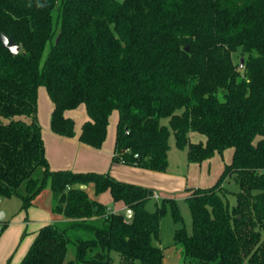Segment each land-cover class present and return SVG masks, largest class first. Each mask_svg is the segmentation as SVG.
<instances>
[{
  "label": "trees",
  "instance_id": "16d2710c",
  "mask_svg": "<svg viewBox=\"0 0 264 264\" xmlns=\"http://www.w3.org/2000/svg\"><path fill=\"white\" fill-rule=\"evenodd\" d=\"M2 32L21 50L0 40V196H19L27 210L50 185L52 209L64 216L39 228L19 264H112V252L120 264H164L168 205L181 224L174 240L197 264H264V0H0ZM40 86L58 134L75 135L65 111L85 106L79 139L94 147L118 111L114 161L165 171L172 135L189 162L233 147L218 181L186 197L191 230L175 198L148 208L153 188L108 172L52 170ZM230 178L239 185L233 204L222 194ZM89 183L132 214L90 196L81 187Z\"/></svg>",
  "mask_w": 264,
  "mask_h": 264
},
{
  "label": "rangeland",
  "instance_id": "374dc122",
  "mask_svg": "<svg viewBox=\"0 0 264 264\" xmlns=\"http://www.w3.org/2000/svg\"><path fill=\"white\" fill-rule=\"evenodd\" d=\"M241 58L244 59L240 52L233 54V59L236 63H241ZM244 62L241 67L244 66ZM46 94L48 95L46 87L41 86L38 90V115L40 114V112L47 111V99L50 98ZM84 109L85 106L83 104L76 108L77 111L81 110V112L86 111V109ZM83 113L84 112H82V114ZM117 117L118 112L115 110L111 115L109 122V131H112L114 136L116 134ZM79 120L80 119L77 118V121ZM197 135L202 137L204 140L206 139V136L204 134L197 133ZM170 144V159L168 164L169 168L167 167L165 171H158L157 173L169 171L168 173L179 175L176 176V178H160L157 176L147 175L143 171L149 169L140 166L124 164L123 162L120 163L126 167L128 166L133 168H129L127 171L122 170L119 175L122 178V181L131 182L143 186H147V184L149 183L152 184L149 187L159 192V202H161L162 199L166 197L175 198L178 203L179 210L183 216L184 224L189 230H191L192 216L186 201V197L190 194V189L193 188V186L207 187L216 183L225 167V164L230 163L232 161L233 147H228L222 153H216L208 160L199 163L189 162L187 160L186 149H182L176 146L175 138L173 135L170 138ZM43 171V167L39 166L34 172V175L38 178H42ZM150 171L154 172L156 170L150 169ZM135 181H138V183H136ZM24 190L25 184H22V186L20 187V191L24 192ZM86 190L90 196H96L95 187L93 183H89L88 185H86ZM237 190H239V185L234 178H230L229 180L226 179L222 184L223 197L228 199L231 204L235 203V192ZM105 193L109 195V191H106ZM155 200V198H152L148 202L147 205L149 209H155V202H157V200ZM37 201L38 205L40 206H54L55 198L53 196L50 185H47L45 188H43L40 196L37 198ZM108 202V205H113V200H110ZM20 206L21 199L19 196H0V210H3L6 213L5 220H7L8 222L11 221L18 213L22 212ZM51 213L53 215L52 220L56 221L59 218V214L53 211V209H51ZM180 225V223L174 221L171 208L168 205L167 211L162 216L160 221V242L165 252V263L167 264L168 262H175V264H197V260L195 258L185 256L182 246L176 243L174 240L175 229L178 228ZM13 228L15 229V226ZM70 249H72V247H70ZM72 256L73 253L72 250H70L69 257ZM112 259V264H120V257L117 252H112ZM9 264H11V262Z\"/></svg>",
  "mask_w": 264,
  "mask_h": 264
},
{
  "label": "crops",
  "instance_id": "0c3cea01",
  "mask_svg": "<svg viewBox=\"0 0 264 264\" xmlns=\"http://www.w3.org/2000/svg\"><path fill=\"white\" fill-rule=\"evenodd\" d=\"M47 96L49 97V95ZM47 102H48L47 111L40 112L38 118L42 127V135L45 143L46 156L48 158L49 165L52 170L71 169L73 171L108 172L117 179L122 180L119 173H121L122 170L127 171L129 168H133L128 166L126 167L122 165L120 162L113 160L116 134L114 136L113 132L109 131V124H108L107 136L102 146L101 147L91 146L87 143L82 142L79 139L82 123L88 117L87 114L85 113L86 111H82L84 112L83 114L81 110L77 111L76 108L68 109L65 111V114L67 116H71L75 120V135L65 136L58 134L52 130L50 122H51V115H52L54 103L52 102L51 99H47ZM77 118H79L80 120L77 121ZM109 122H110V118H109ZM190 138L193 141L204 140L202 137L197 135L196 132H191ZM143 172H145V174L147 175L157 176L160 178L170 177L172 179V178H176V176H179V175H174L172 173H168L169 171L163 173H157L158 171H154L155 172L154 173L149 169ZM135 182L138 183V181ZM150 185L152 184L150 183L147 184L148 187ZM186 185H187V181H186ZM193 187H201V186H193ZM106 191L101 192L100 194L96 195L94 198H96L101 203L107 205L108 208H110L113 211L119 212V211H126L128 209L123 202L114 201L112 199L110 191H109V195L105 193ZM40 194L41 192L36 196V199H34L33 204L30 205L27 210H21L22 212L18 213L11 221H9L6 228L1 232L0 264H9L10 262L11 264H19L22 258L24 257V255L26 254V252L28 251L39 228L49 222H53L52 220L53 215L51 213L52 206H47V207L40 206L37 203L38 202L37 198L40 196ZM159 197H160L159 192H157L154 189L153 198H155L158 201ZM110 200H113V205H108L109 203L108 201ZM58 214H59V218L57 220L64 219L63 214L61 213ZM5 217H6V213H5ZM14 226L15 229L13 228ZM158 244L163 248L160 241L158 242ZM164 264H166L165 252H164ZM167 264H175V262H168Z\"/></svg>",
  "mask_w": 264,
  "mask_h": 264
},
{
  "label": "water",
  "instance_id": "95a60500",
  "mask_svg": "<svg viewBox=\"0 0 264 264\" xmlns=\"http://www.w3.org/2000/svg\"><path fill=\"white\" fill-rule=\"evenodd\" d=\"M59 39V36L57 37V40ZM0 40L2 41V44L4 47H7L11 50L12 53L16 54L21 50V45L17 43L11 35H7L6 33L2 32L0 35ZM188 49V46L186 47ZM244 59L241 58L240 66L243 65ZM82 188H85V184H81ZM132 214V209L128 208L126 210V216H130ZM5 212L3 210H0V222L4 220Z\"/></svg>",
  "mask_w": 264,
  "mask_h": 264
},
{
  "label": "built area",
  "instance_id": "2783aa9c",
  "mask_svg": "<svg viewBox=\"0 0 264 264\" xmlns=\"http://www.w3.org/2000/svg\"><path fill=\"white\" fill-rule=\"evenodd\" d=\"M156 195V194H155Z\"/></svg>",
  "mask_w": 264,
  "mask_h": 264
}]
</instances>
